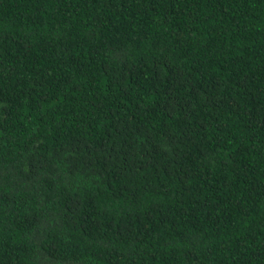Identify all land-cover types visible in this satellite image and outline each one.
<instances>
[{
    "label": "trees",
    "instance_id": "1",
    "mask_svg": "<svg viewBox=\"0 0 264 264\" xmlns=\"http://www.w3.org/2000/svg\"><path fill=\"white\" fill-rule=\"evenodd\" d=\"M0 264H264V0H0Z\"/></svg>",
    "mask_w": 264,
    "mask_h": 264
}]
</instances>
